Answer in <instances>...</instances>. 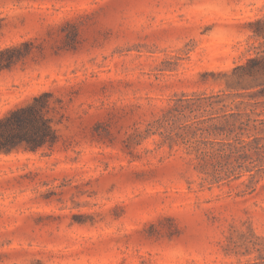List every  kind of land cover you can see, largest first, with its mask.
Masks as SVG:
<instances>
[{
    "label": "rangeland",
    "instance_id": "obj_1",
    "mask_svg": "<svg viewBox=\"0 0 264 264\" xmlns=\"http://www.w3.org/2000/svg\"><path fill=\"white\" fill-rule=\"evenodd\" d=\"M258 18L264 0H0V118L48 92L58 136L0 152V264H264V177L202 185L152 132L183 93L250 98Z\"/></svg>",
    "mask_w": 264,
    "mask_h": 264
},
{
    "label": "trees",
    "instance_id": "obj_2",
    "mask_svg": "<svg viewBox=\"0 0 264 264\" xmlns=\"http://www.w3.org/2000/svg\"><path fill=\"white\" fill-rule=\"evenodd\" d=\"M255 25L254 36L264 38V18ZM12 61L1 58L0 70ZM238 70L237 83L250 91L249 99L243 93H183L152 125V132L162 136L161 144L183 145L192 155L202 185L229 184L247 176V185L255 187L264 177V54L249 58ZM50 97L43 92L0 118V152L37 151L57 142Z\"/></svg>",
    "mask_w": 264,
    "mask_h": 264
}]
</instances>
